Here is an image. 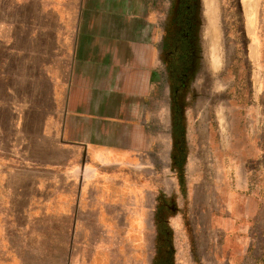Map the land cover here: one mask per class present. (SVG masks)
Instances as JSON below:
<instances>
[{
    "label": "crops",
    "instance_id": "crops-1",
    "mask_svg": "<svg viewBox=\"0 0 264 264\" xmlns=\"http://www.w3.org/2000/svg\"><path fill=\"white\" fill-rule=\"evenodd\" d=\"M150 10L147 0H0V47L21 98L20 171L40 195L27 204L26 231L0 233L1 264H149L148 204L129 194L148 190L146 180L124 164L141 159L130 128L146 126L154 90ZM111 127L125 128L126 144L109 140Z\"/></svg>",
    "mask_w": 264,
    "mask_h": 264
},
{
    "label": "rangeland",
    "instance_id": "rangeland-1",
    "mask_svg": "<svg viewBox=\"0 0 264 264\" xmlns=\"http://www.w3.org/2000/svg\"><path fill=\"white\" fill-rule=\"evenodd\" d=\"M163 2L147 0L156 39ZM201 6L210 91L186 127L182 189L166 165L169 142L162 115L155 111L163 91L155 87V78L146 112L151 124L147 132L143 127L130 128L131 138L136 131L139 142L131 140L129 148L133 156L139 151L141 159L132 157L124 164L142 172L148 190L137 192L135 188L129 194L131 198L139 194V200L148 204L143 229L149 261L159 245L155 235L159 219L154 211L160 198L176 208L164 225L175 264H264V0H201ZM247 14L253 18L251 23ZM6 59L0 47V233L8 234L16 229L26 231L27 204L33 195H40L32 188L27 190L30 177L20 171L27 166L21 158L25 145L19 144L21 98L9 78ZM119 128H108V137L124 145L126 130ZM118 196L115 191V201ZM113 215L120 231L123 214L114 208ZM19 258L34 264V256ZM5 259L0 254V264Z\"/></svg>",
    "mask_w": 264,
    "mask_h": 264
},
{
    "label": "flooded vegetation",
    "instance_id": "flooded-vegetation-1",
    "mask_svg": "<svg viewBox=\"0 0 264 264\" xmlns=\"http://www.w3.org/2000/svg\"><path fill=\"white\" fill-rule=\"evenodd\" d=\"M201 10V0H164L157 23L155 61L158 69L155 87L161 88L163 98L155 111L159 116L162 115L163 132L169 142L166 165L174 173L180 189L187 157L186 127L190 120L194 121L200 101L209 99L207 96L210 91L201 37ZM149 122L147 119L146 126H142L145 131L151 124ZM159 129V133H162L161 125ZM154 212L159 219L155 226L159 245L149 264H175L164 225L166 216L176 213V208L159 198Z\"/></svg>",
    "mask_w": 264,
    "mask_h": 264
},
{
    "label": "bare ground",
    "instance_id": "bare-ground-1",
    "mask_svg": "<svg viewBox=\"0 0 264 264\" xmlns=\"http://www.w3.org/2000/svg\"><path fill=\"white\" fill-rule=\"evenodd\" d=\"M208 6H209L208 3H206V7H207V9H209ZM246 6H247V5H246ZM207 17H208V18H207ZM207 17H206L207 22H210L211 18H210L209 16H207ZM246 17H247V22H248V23H251V21H252V19H253L252 16H250L249 14H247ZM211 25H212V23H211Z\"/></svg>",
    "mask_w": 264,
    "mask_h": 264
}]
</instances>
